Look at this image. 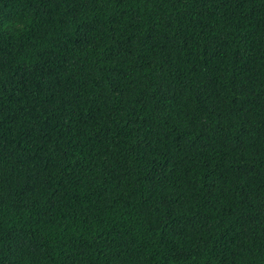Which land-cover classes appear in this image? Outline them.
Listing matches in <instances>:
<instances>
[{
    "label": "trees",
    "instance_id": "16d2710c",
    "mask_svg": "<svg viewBox=\"0 0 264 264\" xmlns=\"http://www.w3.org/2000/svg\"><path fill=\"white\" fill-rule=\"evenodd\" d=\"M0 264H264V0H0Z\"/></svg>",
    "mask_w": 264,
    "mask_h": 264
}]
</instances>
